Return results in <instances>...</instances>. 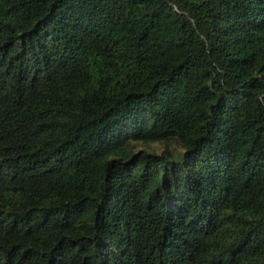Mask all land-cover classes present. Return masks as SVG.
Returning <instances> with one entry per match:
<instances>
[{
    "label": "trees",
    "instance_id": "16d2710c",
    "mask_svg": "<svg viewBox=\"0 0 264 264\" xmlns=\"http://www.w3.org/2000/svg\"><path fill=\"white\" fill-rule=\"evenodd\" d=\"M0 264H264V0H0Z\"/></svg>",
    "mask_w": 264,
    "mask_h": 264
},
{
    "label": "rangeland",
    "instance_id": "374dc122",
    "mask_svg": "<svg viewBox=\"0 0 264 264\" xmlns=\"http://www.w3.org/2000/svg\"><path fill=\"white\" fill-rule=\"evenodd\" d=\"M162 146H160V145H152L151 147H149V150H150V152L151 151H153V152H155L156 154H160L161 152H162ZM148 150V151H149Z\"/></svg>",
    "mask_w": 264,
    "mask_h": 264
}]
</instances>
